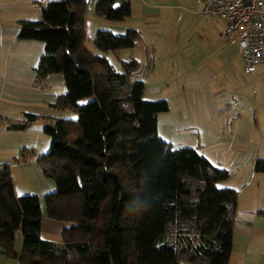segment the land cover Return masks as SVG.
I'll use <instances>...</instances> for the list:
<instances>
[{
    "label": "trees",
    "instance_id": "trees-1",
    "mask_svg": "<svg viewBox=\"0 0 264 264\" xmlns=\"http://www.w3.org/2000/svg\"><path fill=\"white\" fill-rule=\"evenodd\" d=\"M86 4L49 1L40 19L18 21L17 38L44 45L36 76L62 75L66 92L56 106L75 118L44 126L51 143L37 159L55 185L43 200L46 216L66 224L60 240L41 238L37 195L16 197L9 164H0V252L19 264H227L237 192L217 184L228 171L159 136L157 115L168 110L167 100L143 98L139 61L119 71L103 55L133 48L139 32L97 29L98 53L90 52ZM94 10L113 21L131 15L129 0H96ZM34 119L27 115V123ZM255 168L264 174V159Z\"/></svg>",
    "mask_w": 264,
    "mask_h": 264
},
{
    "label": "crops",
    "instance_id": "crops-1",
    "mask_svg": "<svg viewBox=\"0 0 264 264\" xmlns=\"http://www.w3.org/2000/svg\"><path fill=\"white\" fill-rule=\"evenodd\" d=\"M141 1L142 19L146 24L159 21L160 24L165 23L162 27L168 28L169 20L175 17L172 12L175 9L188 11L192 18L180 28L183 37L181 51L174 48L170 54L171 58H176L172 65L175 68L173 75L167 74L163 79L156 80V88H167L159 97L167 100L169 107L166 112L157 115L158 134L172 146L194 147L215 165L234 173L230 177L228 172V178L217 184L237 192L232 250L227 264H264V174L255 168L259 157L254 158V155L262 153L259 150L261 146L264 147V141L255 143L254 130L260 132L263 129L257 117L255 121L243 111L248 108V100L252 101L251 104L254 102L249 92L252 81L261 86L264 84V64L258 66L253 74L244 71V61L236 45L228 43L225 38L224 21L199 14L203 7L201 0H182L181 4L171 0ZM130 5L131 15L128 18L133 17L134 11L131 2ZM97 18V27L105 25L112 31L113 27H119V31L131 27L128 18L119 21L120 25L101 23V17ZM178 34L162 36L157 43L167 49L178 39ZM169 84L175 85L172 90ZM144 87L145 92L146 83ZM258 96L255 97L257 105L264 98V91L261 98ZM20 195L15 193L16 197ZM64 226L63 222L50 219L41 211L40 236L43 227L61 234ZM16 236L17 251H20L19 231L15 240ZM11 264L19 263L16 260Z\"/></svg>",
    "mask_w": 264,
    "mask_h": 264
},
{
    "label": "rangeland",
    "instance_id": "rangeland-1",
    "mask_svg": "<svg viewBox=\"0 0 264 264\" xmlns=\"http://www.w3.org/2000/svg\"><path fill=\"white\" fill-rule=\"evenodd\" d=\"M49 1L54 0H0V162L10 164L14 191L21 193L20 196L37 195L44 215L46 212L43 196L55 189L53 180L44 174L37 160L39 156L49 150L51 143L50 137L44 133V126L56 118H75V113L72 110L56 106L57 97L66 92L60 73H52L47 79H39L36 76L34 68L43 53V43L38 40L19 39L16 33L19 20L40 19L41 8ZM171 1L175 4L183 2L182 0ZM130 2L134 11L133 17L128 18L127 21L131 23L130 28L139 32L136 47L132 50L107 51L103 55L119 71L123 68V62L132 58L141 61V70L137 72L135 78L146 83L147 89H145L143 98L146 100L163 99L159 96H162L167 88L166 86L156 88V80L163 79L167 74L173 75L175 68L172 65L173 62H176V58H171L170 54L174 48L181 51L183 37L179 31L181 26L187 22L186 20L192 18L189 17L188 11L175 9L172 10L175 17L169 20L168 28L162 27L165 26V23L160 24L159 21L149 25L145 23L144 18L142 19L143 1L130 0ZM95 3L96 0L91 4H86L84 12V43L86 48L94 54L98 53L93 43L95 31L107 29L105 25L97 27L98 18L94 10ZM99 19L101 23L120 25L119 21ZM118 28L113 27V32L122 33L126 30L125 27H123L125 28L123 31H119ZM155 34L157 35L156 39H154ZM176 34H178V39L167 49L166 46H160L157 43L162 36H175ZM174 84H169L171 90L172 86H175ZM263 91L264 84L261 86V84L252 81L249 92H251L254 102L251 104L252 101L248 100L250 104L248 103V108L243 110L245 114L254 117L255 121L257 117L258 124L263 129L260 132L254 130L255 143L264 141V98L260 99L259 105L255 102V97L260 95L258 97L261 98ZM87 100L83 99L84 102ZM28 114L35 116V119L29 123H27ZM24 123L27 125L22 129L13 128V125ZM173 148H177V146L173 145ZM259 150L263 153L264 147L261 146ZM262 153L254 155V158L264 157V153ZM226 170L228 169L226 168ZM228 172L230 177L233 176V172L230 173L229 170ZM64 225L66 224L64 223ZM41 237L46 240L59 241L60 233L43 227ZM17 239L18 236H16L14 244L16 250ZM13 261L16 260L8 258L0 252V264H11Z\"/></svg>",
    "mask_w": 264,
    "mask_h": 264
},
{
    "label": "built area",
    "instance_id": "built-area-1",
    "mask_svg": "<svg viewBox=\"0 0 264 264\" xmlns=\"http://www.w3.org/2000/svg\"><path fill=\"white\" fill-rule=\"evenodd\" d=\"M201 1L199 14L224 21L225 38L236 45L244 61V71L255 73L264 64V0Z\"/></svg>",
    "mask_w": 264,
    "mask_h": 264
}]
</instances>
